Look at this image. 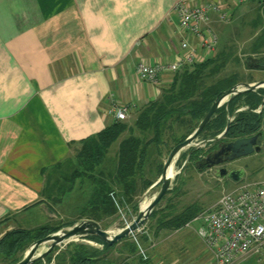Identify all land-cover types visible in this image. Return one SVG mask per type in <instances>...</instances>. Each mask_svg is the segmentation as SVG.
Segmentation results:
<instances>
[{
  "label": "crops",
  "instance_id": "1",
  "mask_svg": "<svg viewBox=\"0 0 264 264\" xmlns=\"http://www.w3.org/2000/svg\"><path fill=\"white\" fill-rule=\"evenodd\" d=\"M179 1L0 0V226L10 221L22 228L52 224L54 207L66 210L71 200H77L71 206L77 212L83 200L78 192H66L58 204L50 196L57 194L59 173L68 168L80 143L114 121L110 98L130 105L127 120L134 118L161 95L174 73H163L151 83L138 77L137 64L173 62L185 38L198 44L179 26L174 11ZM186 1L194 5L205 0ZM221 2L233 8L230 22L240 6L243 22L260 4ZM219 22L212 11L203 24V30L216 33L217 43L211 51L198 48V62L216 53ZM242 73L241 82L264 80L261 67H243ZM65 216L63 222L79 219ZM195 227L157 229L147 220L105 259L113 264H215ZM236 264H264V255L252 254Z\"/></svg>",
  "mask_w": 264,
  "mask_h": 264
},
{
  "label": "trees",
  "instance_id": "2",
  "mask_svg": "<svg viewBox=\"0 0 264 264\" xmlns=\"http://www.w3.org/2000/svg\"><path fill=\"white\" fill-rule=\"evenodd\" d=\"M242 26H249L252 30L245 48L240 49L232 40L204 61L183 66L173 73L170 83L162 89L157 99L138 109L132 121L114 120L95 136L83 140L76 149L74 159L67 160L68 168L59 173L60 186L57 194L50 196L52 202L58 204L66 192L76 191L83 199L76 206L79 218H92L98 222L118 215L122 209L129 207L137 211L136 198L161 176L163 161L160 156L168 143L165 140L167 129L172 131L173 146L182 142L196 128L213 102L241 82V69L256 63L254 59H264V3L260 2L254 15L243 20ZM229 65L235 68L228 70ZM237 102L239 106H236ZM262 102L264 104V88L234 96L215 111L200 133L201 138L221 133L230 115L233 118L226 133L227 139L257 133L263 127L264 105L260 113L254 109L260 107ZM241 104L248 109L234 113ZM175 124L184 126L185 133L177 135ZM115 146L112 154L110 151ZM202 150L195 148L193 153H201ZM188 153L189 150L183 153V158L188 159ZM193 157L191 155L190 160ZM177 188L167 193L177 192ZM46 190L49 191L50 187ZM169 207L153 209L148 218L150 225H155L157 229H178L202 211L195 203L175 213L165 212ZM74 222L9 230L0 237V264H14L23 257L33 241ZM86 238L102 244L103 248L95 250L88 244L70 242L68 248L55 256L51 252L44 260L33 264H43L45 260L47 263L56 260L55 264H62L67 252L69 264H113L112 260L105 258L117 243L108 245L97 236ZM129 246L133 251L137 249L136 245Z\"/></svg>",
  "mask_w": 264,
  "mask_h": 264
},
{
  "label": "built area",
  "instance_id": "3",
  "mask_svg": "<svg viewBox=\"0 0 264 264\" xmlns=\"http://www.w3.org/2000/svg\"><path fill=\"white\" fill-rule=\"evenodd\" d=\"M259 1L264 3V0ZM174 11L180 28L196 37L198 44L194 46L187 38L181 40L180 52L170 63L150 64L141 60L136 74L142 80L157 83L163 73L177 72L183 66L198 62V48L211 51L217 43L215 32L202 29L210 13L215 11L221 21L228 22L233 8L225 6L221 0H205L194 5L181 0ZM130 111V105L119 104L110 98L109 113L114 120L128 119ZM198 221L200 225L194 228L195 232L212 254L215 264H236L252 254L264 255V180L238 184L186 225L191 226Z\"/></svg>",
  "mask_w": 264,
  "mask_h": 264
},
{
  "label": "rangeland",
  "instance_id": "4",
  "mask_svg": "<svg viewBox=\"0 0 264 264\" xmlns=\"http://www.w3.org/2000/svg\"><path fill=\"white\" fill-rule=\"evenodd\" d=\"M243 8H244L243 6H240L238 11H236V14L234 16L235 19L233 22L222 21L218 23L216 27V31L219 35L217 51L220 50L223 46H226L229 43H231L232 40H235L237 46L240 49H243L247 46L246 45L247 39L251 35L252 30L249 26L248 27L242 26V21H241L242 16L240 17L241 15L240 13L243 12ZM252 15H254V12L252 13ZM234 68L235 67L230 65L227 67L228 70H232ZM240 73L243 74L242 71ZM130 121H132V119H130ZM179 126L180 125L175 124L174 127V131L177 133V135H180L181 133H185L186 131V128L184 126L183 127H179ZM263 129H264V117H263ZM171 133L172 131L170 129H167L165 140H167L168 143L167 146L163 148L162 155L160 156V159L163 161V164L167 158L170 147L173 146ZM199 139H202L201 136H199ZM259 145L261 146V149L259 151H255L252 155L240 157L233 164L234 166H241V168L245 170L246 175L243 179V183L259 182L264 180V135L261 137L259 141ZM200 148L205 149V145H202ZM115 150H116V146L113 147L110 152L114 154ZM188 150L189 149H184L183 151H181V153L177 156L171 171V175L174 178L170 189L178 187L177 192L176 191L168 192L166 195H164V198H162V200L156 206L157 208L158 207L166 208L167 206H171V208L169 207L165 209V212L175 213L192 203L197 204L203 211L211 207L213 204H215L223 193L231 191L238 185L237 182H234L230 179L219 178L213 173L212 170L202 171L195 169L192 161L188 160L187 158H183V153L187 152ZM159 178L148 189H146L136 198L138 202V210L142 206V201H148L149 203L152 200L153 196L158 192L161 182L158 183L156 182L159 180ZM79 201L80 200H78V202ZM76 203L77 200H71L70 201L71 205L70 206L68 205L66 207V210H64V208L60 209L56 205L54 207L55 208L54 212L50 211L52 217L49 218H51L50 222L52 223V225L66 221L65 215H67V217L71 219H73L74 217H76V219L79 218V216H77L79 214L78 211L76 212V210L71 207ZM138 210L135 211L132 209V207L122 209L118 215L109 217L107 219H103L101 220L102 222L99 223L102 225L104 229L109 230L111 233H116L121 228H123L124 226H126L127 224L131 223L134 220V218L138 213ZM58 212L63 216L58 215L59 214ZM73 212L75 214H73ZM79 219H77V221ZM153 222H155V220ZM148 224L150 225L149 219H148ZM194 225L199 226L200 221L194 223ZM18 227H23V225L17 221H10L9 223L0 226V237L9 230ZM70 242H75V241L73 240L65 241L64 243L55 247L56 250L54 249L52 251V256H55L61 250H65L66 248H68L67 246ZM88 245L92 246V248L95 250H101L103 248L102 244H99L95 241H92L91 244ZM43 250H45V247L41 246L39 247L38 252H41ZM68 256H69L68 252L64 254L65 261L62 264H69ZM45 261H43V263H45ZM53 263L54 264L57 263L56 260H54Z\"/></svg>",
  "mask_w": 264,
  "mask_h": 264
},
{
  "label": "water",
  "instance_id": "5",
  "mask_svg": "<svg viewBox=\"0 0 264 264\" xmlns=\"http://www.w3.org/2000/svg\"><path fill=\"white\" fill-rule=\"evenodd\" d=\"M254 60H256V63H252L250 66L264 68V59ZM261 87H264V80H258L256 82L250 83L240 82L226 90L218 99L213 102L207 113L199 121L196 128L182 142L174 145L169 151L163 164L161 176L156 182H161L158 192L153 196L152 200L145 209L140 207L136 217L131 223L127 224L116 233H111L109 230L104 229L98 221L92 218H81L71 225L64 226L43 238L33 241L26 249L23 257L14 264H33L38 260H44L45 257L55 249V247L64 243L65 241L73 240L80 244H91L92 241L88 240L86 237L97 236L106 244L113 245L124 238L134 235L135 232L145 225L153 209L156 208L164 195L170 189L174 177L168 175V170L170 167H173L174 162L181 151L184 149H189L188 156H190L195 148L201 147L205 143L222 139L226 136L233 115L228 117L226 127L221 133L214 137L199 139L200 133L209 122L215 111L224 103L229 102V100L234 96L247 91H254ZM263 105L264 104L262 102L258 113H260L263 109ZM237 111L238 109L235 112ZM260 135L261 132H258L252 135H246L225 141V143L219 149V153L230 152L229 159H238L243 156L251 155L255 151H259L261 149V146L258 144V138ZM245 175L246 172L243 168L228 170L226 167H222L217 173L219 178L227 177L234 182H240L245 177ZM41 246L45 247V250L38 252V249Z\"/></svg>",
  "mask_w": 264,
  "mask_h": 264
},
{
  "label": "flooded vegetation",
  "instance_id": "6",
  "mask_svg": "<svg viewBox=\"0 0 264 264\" xmlns=\"http://www.w3.org/2000/svg\"><path fill=\"white\" fill-rule=\"evenodd\" d=\"M258 132H261V135L258 138L259 144L261 137L264 135L263 127ZM229 140L231 139H227V137L225 136L222 139L205 143V149H203L201 153L194 152L193 154H191L194 157L190 160V155L188 157V160L193 162V166L195 167V169L202 171L212 170L216 176L218 170L222 167H226L228 170L241 168V166L233 165L237 159H229L230 152L219 153V149L221 148V146L225 143V141ZM224 179L228 178L226 177Z\"/></svg>",
  "mask_w": 264,
  "mask_h": 264
},
{
  "label": "bare ground",
  "instance_id": "7",
  "mask_svg": "<svg viewBox=\"0 0 264 264\" xmlns=\"http://www.w3.org/2000/svg\"><path fill=\"white\" fill-rule=\"evenodd\" d=\"M173 166H174V165H173ZM172 168H173V167H170L169 170H168V175H169V176H172V175H171ZM147 203H148V201H142V206H141V208H142V209H145V208L148 206V204H149L150 202H149L148 204H147Z\"/></svg>",
  "mask_w": 264,
  "mask_h": 264
}]
</instances>
